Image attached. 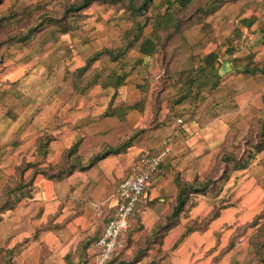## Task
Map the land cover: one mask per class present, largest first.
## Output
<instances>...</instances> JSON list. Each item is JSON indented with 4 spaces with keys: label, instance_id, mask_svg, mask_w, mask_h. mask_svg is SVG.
<instances>
[{
    "label": "rangeland",
    "instance_id": "374dc122",
    "mask_svg": "<svg viewBox=\"0 0 264 264\" xmlns=\"http://www.w3.org/2000/svg\"><path fill=\"white\" fill-rule=\"evenodd\" d=\"M163 1L155 0L154 10L148 15L163 11L165 7L156 9ZM40 3L46 4L51 16L62 14L58 0H5L0 6V19ZM118 7L94 3L81 11L84 18L78 20V31L62 35L43 51L34 43L10 41L36 24L38 14L31 18L33 14L28 17L21 12L10 21L0 22V190L21 176L17 167L24 162L55 168L64 162L65 151L77 144L86 165L98 154L136 136L126 153L110 155L62 182L41 174L35 177L33 198L23 200L0 223V247H17L13 264L90 262L94 241L109 217L107 206L114 205L112 196L118 182L139 155L164 150L160 175L150 183L114 256L131 260L166 223L175 201L176 174L188 182L210 177L218 180L226 167H232L222 163L221 157L246 153V139H255L251 137H256L264 119V82L249 81L241 72L228 75L220 69V88L213 93L204 91L197 102L194 97L178 102L180 84H167L162 55L146 58L131 74L129 86L138 90V97L145 96L146 103L143 112H129L126 121L106 116L110 107L122 100L121 96L112 100L113 90L96 87L73 101L69 73L82 67L94 51L123 46L124 33L132 27L133 19ZM252 16L263 17L264 10L249 0L225 3L172 41L166 51L176 57L168 68L178 71L205 67L204 58L214 51L222 61L244 59L249 53L255 60H264V25L249 28L243 21ZM151 31L149 25L146 35ZM43 36H47L46 31ZM229 46L234 48L233 55H229ZM139 56L137 48L129 53L133 59ZM220 65L215 64V68ZM94 67L105 72L114 65L99 61ZM238 81H246L247 86ZM144 84L146 91L141 94L136 86ZM42 137L52 140L46 156L37 152ZM32 172H25V181L31 179ZM221 185L218 194L195 196L194 207L180 217V224L161 243L152 244L137 264H230L232 259L243 264L250 240L264 224V151L247 170L231 172ZM217 211L218 219L206 232L188 235L174 250L187 227L203 225V219ZM231 238H235L233 250L216 260Z\"/></svg>",
    "mask_w": 264,
    "mask_h": 264
},
{
    "label": "trees",
    "instance_id": "16d2710c",
    "mask_svg": "<svg viewBox=\"0 0 264 264\" xmlns=\"http://www.w3.org/2000/svg\"><path fill=\"white\" fill-rule=\"evenodd\" d=\"M5 0H0V6ZM61 2L60 7L62 13L58 16H51L48 12L46 4L40 3L38 6L29 5L27 8L17 12L14 10L13 15L7 16V18H1L0 22L3 23L6 20L10 21L13 17H17L18 14H28V17H35L38 14L36 24H32L31 28L23 33L20 38H10V41L24 42L26 44L34 43L39 45L41 50L45 49V46L53 41V43L59 40L62 35L71 34L74 31H78L80 24L78 20L84 18L81 11L89 8L94 3H101L111 5L112 7H118V10L122 13H127L133 19L132 27L125 31L123 36V46L116 49L103 48L98 51H94L91 56L86 58V63L77 68L74 72H70V83L69 88L72 92L73 101L77 100L80 96H86L91 90L96 87H101L103 90H113L112 100L121 96V91L130 85L129 78L131 74L140 66L145 63L146 58L153 57L155 55L161 56V63L165 69L166 78L168 85L176 87L178 83L180 87L178 91L181 92L179 95V101L188 99V97H194L197 102V98L204 91L213 93L217 88H220L219 83L223 79L220 69H224V73L232 74L241 72L246 78L255 79L257 82H264V60H255L254 54L249 53V56L240 59L234 57L229 60H221L218 52H210L205 58V67L201 68H187L181 70H174L168 68L174 61L176 56L175 53L169 54L166 48L175 41L178 40V36H181L183 31L189 29L195 24H200L206 17L214 14L220 9L225 3L229 1L237 0H164L156 9L165 7L163 11L158 9L159 13H153L148 15L153 9L155 0H58ZM254 5H259V8L264 10V0H249ZM261 2V3H260ZM260 3V4H257ZM22 8V7H21ZM190 12V14H188ZM22 17V15L20 16ZM245 24L251 28L255 24L264 25V16L257 17L252 16L248 20H243ZM0 23V28H1ZM19 23V22H18ZM151 25L152 31L149 35H146V28ZM46 31L47 36L41 37L42 33ZM39 32V33H38ZM262 32V42L264 44V30ZM38 34L39 36H37ZM262 44V45H263ZM137 48L140 54L139 57L130 58L129 53L133 49ZM168 49V48H167ZM169 50V49H168ZM229 55H233L234 48L229 46ZM175 52V51H174ZM168 53V54H167ZM170 56V57H169ZM167 57L168 60H165ZM233 57V56H232ZM171 58V60H170ZM133 59V60H131ZM164 61H163V60ZM99 61H107L114 65L113 68L107 69L105 72L99 70L94 65ZM260 61V62H259ZM227 63L225 66L224 64ZM215 64H221L215 68ZM130 67L131 71H126V68ZM225 67V68H223ZM166 81V80H165ZM247 81V80H246ZM246 81H238L241 85L247 86ZM169 82H171L169 84ZM219 86V87H218ZM141 94L146 91V85L136 86ZM244 87V89H245ZM243 89V88H242ZM247 90V89H246ZM244 91V90H243ZM241 92V91H240ZM236 94H238L236 92ZM264 101V98H263ZM177 102V103H178ZM145 96L140 98L133 104H129L125 101H120L116 106L110 107V111L106 113V116L115 117L121 121H126L127 115L131 111H144L145 107ZM8 119V118H7ZM9 123V122H8ZM9 125V124H8ZM234 133L237 131H233ZM137 133L136 135H138ZM239 134L237 132L235 135ZM232 135V134H231ZM123 142L119 146L109 148L106 152L98 154L91 159L88 164L84 165L81 157L79 156L78 146L73 145L64 154V162L58 164L55 168H39V162H24L18 165L21 176L16 180L8 181L0 190V223L3 221L5 215L12 212L17 206L26 199H32L34 196V179L37 175H44L48 180L62 182L65 179L73 175L77 170L86 171L94 166L98 161H102L110 155H120L126 153L133 146V138ZM255 139H246L247 150L236 156L233 153L224 154L221 157L222 163L228 166L232 165L231 169L225 168L222 175L218 180L215 178H208L204 181L194 180L192 182L185 181L179 174H176L174 178L176 195L174 205L171 213L168 216L166 223L159 226L153 233L152 238L146 240V247L137 250L131 260H124L115 257V253L119 249V244L115 252L111 255L109 260L105 264H137L143 258L147 256L148 250L151 245L157 243L166 237V235L175 227L180 224V217L194 207L193 198L197 195H211L218 194L222 189V182L229 179L231 172L234 171H245L249 168L252 161L264 151V119L261 120L259 129L256 133ZM52 141L49 137H42L39 139L37 146V152L40 155H47V147L49 142ZM164 150H160L154 153H148L149 155L158 156L163 153ZM227 152V151H226ZM146 155V154H144ZM143 154L135 158L132 164H134ZM163 162V161H162ZM162 164V163H161ZM163 165V164H162ZM161 165V166H162ZM151 177L140 203L137 204L133 214L137 212L138 208L146 198L147 190L152 180L160 175V168ZM131 166L129 167L130 170ZM29 169H33L32 177L30 180L25 181L23 175ZM128 170V172H129ZM127 172V173H128ZM127 175V174H126ZM123 178L118 182L117 186ZM116 186V188H117ZM115 192V191H114ZM114 194V193H113ZM109 211V217L104 225H107L110 220L114 207L107 206ZM220 209V208H219ZM219 211L206 217L204 224L199 227L189 226L185 233L175 243L174 250L182 243V241L188 235L196 232L204 233L209 229V226L218 219ZM132 218V217H131ZM197 221V219H196ZM103 228V231H104ZM249 228L248 226L243 227V231ZM128 230V229H127ZM102 233L97 237L93 244V253L91 255V261H86L83 264H92L93 257L95 255L94 245L98 239L102 236ZM242 231V233H243ZM123 235V234H122ZM239 236V235H238ZM122 237V236H121ZM120 237V238H121ZM237 237V236H236ZM235 238H231L229 245L222 250L220 255L216 257V260H220L221 257L235 247ZM90 244L88 241L86 247ZM17 252V247L8 249L0 247V264H13V255ZM230 264H240L236 259H232ZM243 264H264V224L263 227L257 231L249 242V252L244 260Z\"/></svg>",
    "mask_w": 264,
    "mask_h": 264
},
{
    "label": "built area",
    "instance_id": "2783aa9c",
    "mask_svg": "<svg viewBox=\"0 0 264 264\" xmlns=\"http://www.w3.org/2000/svg\"><path fill=\"white\" fill-rule=\"evenodd\" d=\"M182 123V120H179ZM165 152L158 156L143 155L134 164L115 189L114 212L94 245L92 264H105L115 252L120 237L128 229L132 214L141 202L145 189L163 161Z\"/></svg>",
    "mask_w": 264,
    "mask_h": 264
},
{
    "label": "crops",
    "instance_id": "0c3cea01",
    "mask_svg": "<svg viewBox=\"0 0 264 264\" xmlns=\"http://www.w3.org/2000/svg\"><path fill=\"white\" fill-rule=\"evenodd\" d=\"M130 96H131L132 103H135L137 100L140 99V97H138V90L136 92V91L132 90L130 86H128L127 88H124L121 91L122 101H125V102L130 104L131 103V101L129 100Z\"/></svg>",
    "mask_w": 264,
    "mask_h": 264
}]
</instances>
